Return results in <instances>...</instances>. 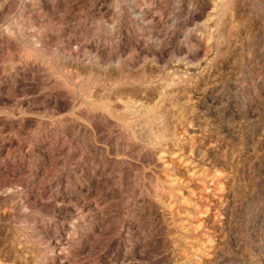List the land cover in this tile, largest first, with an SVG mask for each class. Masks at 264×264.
<instances>
[{"label":"rangeland","instance_id":"1","mask_svg":"<svg viewBox=\"0 0 264 264\" xmlns=\"http://www.w3.org/2000/svg\"><path fill=\"white\" fill-rule=\"evenodd\" d=\"M178 1L0 0V264H264V0Z\"/></svg>","mask_w":264,"mask_h":264},{"label":"bare ground","instance_id":"2","mask_svg":"<svg viewBox=\"0 0 264 264\" xmlns=\"http://www.w3.org/2000/svg\"><path fill=\"white\" fill-rule=\"evenodd\" d=\"M180 1V0H179ZM178 1V2H179ZM209 2V1H208ZM129 6V5H128ZM179 7V6H178ZM129 10L136 16V18H139L140 19V21L142 22V23H146V19H145V15H147V18L148 17H157L158 19H159V23H160V29H159V31L161 30V28L162 29H171V30H173V29H175L176 28V26H177V21H176V18L175 17H173L170 21H166V22H164V23H162L161 22V20H160V18L161 17H159V13H156L155 11H152V12H149V11H147V9H145V8H142V7H139V6H135V5H131L130 7H129ZM179 10V9H178ZM175 11H177V10H175ZM131 12H130V14H131ZM198 12V11H197ZM176 13V12H175ZM186 13V12H185ZM171 15V14H170ZM176 15V14H175ZM172 16V15H171ZM190 16V15H189ZM187 17V16H186ZM190 19H191V17H189ZM210 18V17H209ZM209 18H207V19H209ZM187 20V19H186ZM210 20V19H209ZM179 23V22H178ZM205 24V23H204ZM203 24V25H204ZM196 25V24H195ZM155 30V29H154ZM182 30V29H181ZM163 31V30H162ZM175 31V30H174ZM188 31V30H187ZM169 32H170V30H169ZM173 32V31H172ZM155 34H158V31H156L155 32ZM157 36H159V35H157ZM164 37V36H163ZM162 37V38H163ZM158 38V37H157ZM161 38V39H162ZM184 38V37H183ZM186 38V37H185ZM160 39V40H161ZM172 39V38H171ZM146 40V39H145ZM149 40H151V42H154V41H156V42H158L159 43V45H160V40L159 39H155L154 37L152 38H150ZM157 46H158V44H157ZM156 46V47H157ZM154 47V46H153ZM159 48V47H158ZM160 49V48H159ZM153 52V51H152ZM62 53V52H61ZM181 59V58H180ZM192 59V58H191ZM180 61V60H179ZM178 61V62H179Z\"/></svg>","mask_w":264,"mask_h":264}]
</instances>
